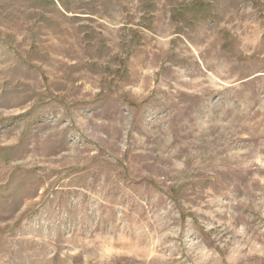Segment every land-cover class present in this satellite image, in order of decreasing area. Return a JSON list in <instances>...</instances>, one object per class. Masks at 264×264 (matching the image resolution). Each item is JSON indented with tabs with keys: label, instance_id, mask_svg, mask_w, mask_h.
<instances>
[{
	"label": "rangeland",
	"instance_id": "374dc122",
	"mask_svg": "<svg viewBox=\"0 0 264 264\" xmlns=\"http://www.w3.org/2000/svg\"><path fill=\"white\" fill-rule=\"evenodd\" d=\"M0 264H264V0H0Z\"/></svg>",
	"mask_w": 264,
	"mask_h": 264
}]
</instances>
